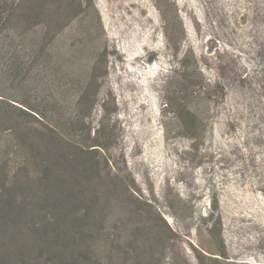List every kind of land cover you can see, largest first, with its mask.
<instances>
[{
    "label": "rangeland",
    "instance_id": "374dc122",
    "mask_svg": "<svg viewBox=\"0 0 264 264\" xmlns=\"http://www.w3.org/2000/svg\"><path fill=\"white\" fill-rule=\"evenodd\" d=\"M48 3L16 67L0 37V263L50 259L45 240L69 255L32 153L60 151L53 127L106 144L111 170L62 172L99 225L78 235L86 264H264V0Z\"/></svg>",
    "mask_w": 264,
    "mask_h": 264
},
{
    "label": "trees",
    "instance_id": "16d2710c",
    "mask_svg": "<svg viewBox=\"0 0 264 264\" xmlns=\"http://www.w3.org/2000/svg\"><path fill=\"white\" fill-rule=\"evenodd\" d=\"M49 10V3L38 7L37 4H34V0H0V37H2L4 41L5 53L3 56L10 60V66L16 67L14 57L25 49L23 48V43L27 40L26 38L28 34L34 27L42 26V28H40L42 29L40 34L42 39L45 38L46 32L48 33V22H46V24L43 22L49 20ZM56 10L58 11V9ZM55 13L56 11H54V14ZM51 14L53 15L52 11ZM30 46L33 49L32 51L34 55L31 63L35 62L40 65L42 62V56L48 55V42L45 43L41 40L36 46L33 44ZM19 68L23 67L18 66V68L8 70L11 72L16 71ZM83 100L84 99H81V101ZM15 106L17 107L13 110L18 111V107L20 106ZM0 108L3 110L5 109L4 105L0 106ZM17 111H15L16 114ZM24 112L22 111L23 114L28 115H41L40 112L35 111H33L34 113H31V111H28L29 113ZM48 128L47 132L48 135L50 134V138L53 139V145L59 148L60 151L55 152V155L45 147L46 151L42 153H32L37 159V162L40 161V163H44L43 172L50 180H53V184L50 187L51 192H56L54 197L46 201L47 206H49V211L52 210L55 214V220L53 221L54 223L51 224V230L55 231L60 222L65 221L60 227V232L66 231V233H63L64 235L61 234V237H64L62 242L65 244L69 252V255L65 258H69L68 262L73 261L74 263V261L80 260V262L75 264H86L91 259L88 255V246L82 240L78 241L81 239L78 235L84 233L83 229L88 231V233L91 231L97 233L99 225L95 220V217L92 221L85 222L86 217H93L92 213L89 212L92 203H90L89 208H85L83 212L80 210L81 207H79V205L81 201H83V194H85L83 185H80L81 183L76 181L75 183H72V185L66 187V173L63 174L62 172L64 168L67 167L68 173H70L73 178H85V175L100 171L99 162L101 159L105 161L106 166L111 170L107 159H103V155L100 152L102 148L106 147V144L103 141L92 138L90 147H83L78 141L69 138V136L67 137V134L64 135L60 132H56L53 127ZM87 132L88 134L90 133L89 130ZM54 155L56 157H54ZM26 175L28 176L29 174ZM94 196L91 197V200ZM45 208L46 207L43 206V209ZM44 215L45 214L43 213L42 216ZM35 230L36 228H33V231ZM67 232L70 234V237H67ZM95 233H93V236ZM73 238L76 240L71 241ZM44 245L52 250L53 257L51 256L50 259H45L44 261L39 262L40 264H60L61 259H65L60 255V247L55 246L53 242L51 243L50 241L45 240ZM41 255L40 252H37L36 254L37 257ZM0 256L3 260L4 256L1 254ZM21 256L23 255H17V257H20V259L23 260Z\"/></svg>",
    "mask_w": 264,
    "mask_h": 264
}]
</instances>
